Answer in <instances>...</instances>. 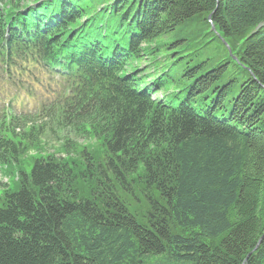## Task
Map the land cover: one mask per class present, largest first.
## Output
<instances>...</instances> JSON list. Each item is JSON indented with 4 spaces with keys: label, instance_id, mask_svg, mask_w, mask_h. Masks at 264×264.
<instances>
[{
    "label": "trees",
    "instance_id": "1",
    "mask_svg": "<svg viewBox=\"0 0 264 264\" xmlns=\"http://www.w3.org/2000/svg\"><path fill=\"white\" fill-rule=\"evenodd\" d=\"M28 1H3L0 25ZM62 4L45 44L86 85L43 160L25 121L0 122L17 175L0 184V264H264V0L44 6ZM178 46L182 71L161 53Z\"/></svg>",
    "mask_w": 264,
    "mask_h": 264
},
{
    "label": "rangeland",
    "instance_id": "2",
    "mask_svg": "<svg viewBox=\"0 0 264 264\" xmlns=\"http://www.w3.org/2000/svg\"><path fill=\"white\" fill-rule=\"evenodd\" d=\"M212 44H215V43H212ZM211 44V45H212ZM171 51L173 52V53H176L173 57H171L170 58V61H172V60H175V59H177L178 60V66H179V70L180 71H182V69L184 68V63L186 62V59H179L181 56H185L186 54L188 55V51H186L185 49H182V47L180 46H178V47H176V49H174V50H162L161 51V53H162V55H167V54H169V53H171ZM228 52L230 53V55H231V52H230V49H228ZM215 53H216V51L215 50H212L209 54H208V56L207 57H201L202 58V60H204L205 62L207 61L208 62V58H211V57H213L214 55H215ZM160 57H162V56H160ZM233 60H236V58L233 56ZM209 62H212V61H209ZM139 63V62H138ZM197 63V62H196ZM195 63V64H196ZM135 64V66H137L136 64L137 63H134ZM164 64L163 63H159V62H156V63H151V61H150V58L148 59V58H146V59H144L142 62H140V65H139V69L141 70V73H140V75L142 74V75H147V76H149V77H152V78H154V77H156V76H158L161 72H162V70L164 69V67L165 66H163ZM180 74V73H179ZM75 143H81V141H75ZM49 145V147L50 146H55L53 149H56L58 146H56L55 144H48ZM78 148L80 147V146H77ZM50 149V148H49ZM45 151L46 152H51L52 151V149H50V150H47V149H45ZM0 180H2V182H5V181H3L4 180V178H1L0 177Z\"/></svg>",
    "mask_w": 264,
    "mask_h": 264
},
{
    "label": "water",
    "instance_id": "3",
    "mask_svg": "<svg viewBox=\"0 0 264 264\" xmlns=\"http://www.w3.org/2000/svg\"><path fill=\"white\" fill-rule=\"evenodd\" d=\"M259 243H260V241L258 242V245H259ZM258 245H257V246H258ZM257 246H256V248H257ZM256 248H255L254 250H256Z\"/></svg>",
    "mask_w": 264,
    "mask_h": 264
},
{
    "label": "bare ground",
    "instance_id": "4",
    "mask_svg": "<svg viewBox=\"0 0 264 264\" xmlns=\"http://www.w3.org/2000/svg\"><path fill=\"white\" fill-rule=\"evenodd\" d=\"M229 55H230V53H229ZM236 61V60H235Z\"/></svg>",
    "mask_w": 264,
    "mask_h": 264
}]
</instances>
